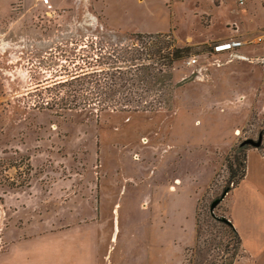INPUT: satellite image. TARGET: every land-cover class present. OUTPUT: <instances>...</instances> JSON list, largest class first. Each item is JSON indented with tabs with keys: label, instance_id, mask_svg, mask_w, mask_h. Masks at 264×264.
I'll list each match as a JSON object with an SVG mask.
<instances>
[{
	"label": "rangeland",
	"instance_id": "374dc122",
	"mask_svg": "<svg viewBox=\"0 0 264 264\" xmlns=\"http://www.w3.org/2000/svg\"><path fill=\"white\" fill-rule=\"evenodd\" d=\"M163 39L189 51L162 84L147 74L163 70L148 53ZM230 39L234 55L213 51ZM111 67L131 92L107 98L166 105L45 107L71 96L43 87L102 68L109 88ZM259 135L264 153V0H0V254L57 233L5 264H30L35 247L49 264H234L242 247L209 206L231 187V149ZM229 193L216 218L228 220ZM97 223L100 244H61Z\"/></svg>",
	"mask_w": 264,
	"mask_h": 264
},
{
	"label": "crops",
	"instance_id": "0c3cea01",
	"mask_svg": "<svg viewBox=\"0 0 264 264\" xmlns=\"http://www.w3.org/2000/svg\"><path fill=\"white\" fill-rule=\"evenodd\" d=\"M224 147L227 149L228 146ZM245 160L244 177L229 193L228 220L238 234L243 251V257L234 264H264V153L259 149L250 148L246 151ZM88 225L77 224L72 226L70 230H73V227L75 230H80V237L74 241L64 239L61 244H100L101 230L98 223L94 227V236L91 232H87L88 228L93 229L92 226ZM44 232L38 236L17 238L10 242L6 246L7 251L0 254V264H5L6 259H10L11 253L18 252L23 244H55L51 237L57 233ZM37 256L40 257L38 248L35 247L33 251L26 252L24 260L30 264H49L47 257L39 259ZM14 258L18 260L16 256L11 259ZM56 259L62 263L66 257L61 254ZM18 261L22 262L21 259Z\"/></svg>",
	"mask_w": 264,
	"mask_h": 264
},
{
	"label": "trees",
	"instance_id": "16d2710c",
	"mask_svg": "<svg viewBox=\"0 0 264 264\" xmlns=\"http://www.w3.org/2000/svg\"><path fill=\"white\" fill-rule=\"evenodd\" d=\"M166 38L168 37L167 34L165 35H156L154 38L157 37ZM148 38H152L151 35L146 36ZM167 46V47H166ZM162 48H165V50L162 52ZM189 48H177L172 47L170 44L166 45L163 40L158 41V46L155 49L148 50V53H150V56L158 57L159 60H161V66L162 69H157L155 75L158 77H161V79L156 78L155 75L151 76V74H147V76L153 80H156V83H165L164 81L170 80V76L168 75V69L172 66V64L175 61L180 60L184 56L185 51H189ZM112 72L109 74V79L111 81L109 88H102L101 82H102V76L105 74L104 70L102 68H96L91 70H85L78 73H74L68 77H66L63 80L54 81L52 82V85L49 87H43L44 91H53V90H60L64 88L59 87H69L68 88V94L71 96V100L64 101L60 99V103L54 102L53 104H49L48 102H45V107L48 109H84L86 107L95 106L96 110H104L106 108H109L111 110L116 111H153L157 110L160 107H163L166 105V101H154L155 106L153 103L144 101V104H141L140 100H135L131 98H125L121 96V100L114 101L111 99V96L115 95L116 93H119L120 95H124V91L130 93V88H121L123 87L122 84H117L115 82V78L120 79V75L116 76L115 73H117L118 68L111 67ZM107 74V73H106ZM165 78V79H164ZM129 80V79H127ZM115 86H118V88H114ZM107 91H106V90ZM134 89V88H133ZM160 88H141V90H144L143 92L148 91H158ZM169 89V88H167ZM136 93V92H135ZM162 95H164V92H160ZM107 95H111L110 98L106 97ZM69 101V102H68ZM129 108V109H128ZM262 137V135H261ZM262 144V140H261ZM261 144L258 148L261 150ZM252 147L248 145H237L236 147H233L230 151V155L226 159V169L229 173V178L226 182L225 189H228L229 184H231V187L227 190L231 191L234 187H236L239 182L244 177L245 173V156L246 151ZM212 203V202H211ZM217 206V205H216ZM210 208V206H209ZM210 213V212H209ZM220 218V217H219ZM217 220V219H216ZM218 222L225 225L227 229L234 235L237 242L240 244V239L238 237L237 232L233 228V226L228 223L222 222L218 219ZM241 245V244H240Z\"/></svg>",
	"mask_w": 264,
	"mask_h": 264
},
{
	"label": "water",
	"instance_id": "95a60500",
	"mask_svg": "<svg viewBox=\"0 0 264 264\" xmlns=\"http://www.w3.org/2000/svg\"><path fill=\"white\" fill-rule=\"evenodd\" d=\"M261 140H262V137L261 135L258 136L257 140H253V139H245L243 140L242 142H240V145H248L252 148H258L261 144ZM227 191H223L222 194L220 195V197L214 199L212 201V203L210 204V208H209V212H210V215L212 217H214L215 219H219L220 221L222 222H225V223H228L230 224L229 220H227L226 218L224 217H220V218H216L214 215H213V209L215 208L216 205H218L222 200L223 198L225 197Z\"/></svg>",
	"mask_w": 264,
	"mask_h": 264
},
{
	"label": "built area",
	"instance_id": "2783aa9c",
	"mask_svg": "<svg viewBox=\"0 0 264 264\" xmlns=\"http://www.w3.org/2000/svg\"><path fill=\"white\" fill-rule=\"evenodd\" d=\"M241 47V42L234 40V39H230L224 43H218L216 45L213 46V51L214 52H230L231 56L234 55L236 49ZM189 65H192L194 63H196V58L195 57H190L188 58V62Z\"/></svg>",
	"mask_w": 264,
	"mask_h": 264
}]
</instances>
